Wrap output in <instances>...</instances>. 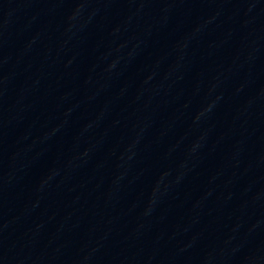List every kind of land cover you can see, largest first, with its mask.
Listing matches in <instances>:
<instances>
[{"label": "water", "instance_id": "obj_1", "mask_svg": "<svg viewBox=\"0 0 264 264\" xmlns=\"http://www.w3.org/2000/svg\"><path fill=\"white\" fill-rule=\"evenodd\" d=\"M0 264H264V0H0Z\"/></svg>", "mask_w": 264, "mask_h": 264}]
</instances>
